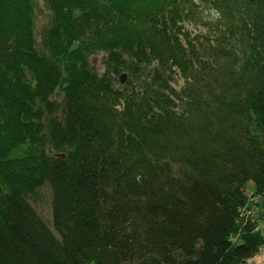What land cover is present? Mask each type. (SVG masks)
Returning <instances> with one entry per match:
<instances>
[{
  "label": "trees",
  "instance_id": "1",
  "mask_svg": "<svg viewBox=\"0 0 264 264\" xmlns=\"http://www.w3.org/2000/svg\"><path fill=\"white\" fill-rule=\"evenodd\" d=\"M42 1L51 18L39 50L35 0H0V264L256 256L264 0H213L233 18L215 29L233 35L230 49L225 31L208 46L189 37L194 0ZM100 51L102 75L90 66ZM143 65L152 71L138 79ZM122 72L131 79L118 86ZM46 183L59 237L29 201Z\"/></svg>",
  "mask_w": 264,
  "mask_h": 264
},
{
  "label": "rangeland",
  "instance_id": "2",
  "mask_svg": "<svg viewBox=\"0 0 264 264\" xmlns=\"http://www.w3.org/2000/svg\"><path fill=\"white\" fill-rule=\"evenodd\" d=\"M194 2L196 5L192 6L193 16H191L190 19L185 22V28L189 31V37L193 40H199L205 46H208L210 40L218 37L222 32L225 31L222 47L230 49L233 35L225 28L218 29L217 32H215V29L218 23L222 22L224 25L225 23L227 24L230 21H233V18L228 16L221 17L222 14L220 11H218L213 0H194ZM34 4L36 46H38L40 50L42 48L43 31L49 25L51 14L42 0H35ZM106 59L107 52L105 51L92 54L90 56L91 68L102 75L107 71ZM220 60L222 61V64L223 62L228 64V61L225 57H222ZM151 71L152 68L150 66L143 65L140 72L138 74H134V76L136 78L138 77V79H144L147 77V73ZM123 73H125L127 76L123 83L120 82V75H117L115 78V83H117L118 86L124 85L131 79V73L129 74L128 72H122L121 74ZM183 85H185V80L183 78H178L176 87L181 89ZM63 96L64 94L62 89L57 88L54 92V95H52V100L59 103L62 101ZM253 187L254 183L252 181H248L246 184L247 192H250ZM53 200V190L48 183L41 186L37 192L29 198L30 203L36 209L38 214L52 228L56 236L59 237V234L53 227ZM260 215V208H254V216L257 218V223L259 227H261L262 232H264V216ZM244 264H264V247L259 250V253L256 256L248 259V261H246Z\"/></svg>",
  "mask_w": 264,
  "mask_h": 264
},
{
  "label": "water",
  "instance_id": "3",
  "mask_svg": "<svg viewBox=\"0 0 264 264\" xmlns=\"http://www.w3.org/2000/svg\"><path fill=\"white\" fill-rule=\"evenodd\" d=\"M126 78H127V76H126V74L125 73H123V74H121L120 75V82L121 83H123L125 80H126ZM56 157H62V158H65V154H63V153H56V154H54Z\"/></svg>",
  "mask_w": 264,
  "mask_h": 264
}]
</instances>
